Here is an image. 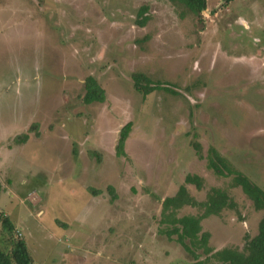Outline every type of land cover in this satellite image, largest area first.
Wrapping results in <instances>:
<instances>
[{
  "label": "rangeland",
  "instance_id": "obj_1",
  "mask_svg": "<svg viewBox=\"0 0 264 264\" xmlns=\"http://www.w3.org/2000/svg\"><path fill=\"white\" fill-rule=\"evenodd\" d=\"M206 3L199 20L168 0H0V213L34 263H190L162 232L163 203L189 174L204 180L186 185L198 202L216 187L237 207L202 221L211 249L258 234L263 212L206 155L215 148L264 191V0ZM134 73L175 93L144 97ZM88 78L103 103H84ZM6 235L0 223L5 252Z\"/></svg>",
  "mask_w": 264,
  "mask_h": 264
},
{
  "label": "trees",
  "instance_id": "obj_2",
  "mask_svg": "<svg viewBox=\"0 0 264 264\" xmlns=\"http://www.w3.org/2000/svg\"><path fill=\"white\" fill-rule=\"evenodd\" d=\"M175 5H183L193 16L201 20L202 12L207 9L206 0H168ZM229 3L233 0H224ZM147 6L140 8L138 12L137 25L145 27L148 22L146 13ZM134 89L144 95H150L155 91L164 90L168 93H175L169 84L162 82H153L143 74L134 73L132 75ZM86 93L83 98L84 103H103L105 101L104 93L99 89L97 82L93 78H88L85 84ZM176 96V95H174ZM37 125L32 126V132H35L37 138L40 137L37 131ZM132 130V123L126 124L119 133L116 145V156L126 157L125 144ZM29 140V135L25 134L17 138V144H25ZM197 156L202 158V146L198 142L192 143ZM206 162L208 170L220 178H230L232 186L240 188L243 194L252 201L257 211L263 212L262 219L259 222L258 234L253 238L245 237V244L242 250L238 248H224L214 251L209 246L211 235L202 232L201 223L210 216H218L224 210L237 212V207L233 198L225 189L212 187L206 194L204 202H198L192 197L186 185H193L198 190L204 187V180L198 175H187L184 185L179 187L174 197L167 198L163 203V210L167 213L166 219L162 222L170 224L172 228L162 231L169 239L176 236V242L192 258L188 264H264V191L245 176L242 172L235 169L230 162L224 158L215 148L211 147L207 151ZM111 189V188H109ZM3 190L0 182V194ZM112 190V189H111ZM98 192H95L97 194ZM185 206H190L202 210L198 215H187L181 218L176 217L175 213ZM0 223L7 232L6 242L8 251L0 249V264H36L31 258L26 242L22 238L14 236V227L10 219L0 213Z\"/></svg>",
  "mask_w": 264,
  "mask_h": 264
}]
</instances>
